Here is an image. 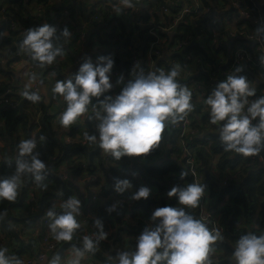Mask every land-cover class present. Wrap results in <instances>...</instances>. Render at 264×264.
Here are the masks:
<instances>
[{
  "label": "clouds",
  "instance_id": "obj_1",
  "mask_svg": "<svg viewBox=\"0 0 264 264\" xmlns=\"http://www.w3.org/2000/svg\"><path fill=\"white\" fill-rule=\"evenodd\" d=\"M71 34L67 27L60 32V36L66 38ZM58 39L56 26L43 23L26 30L20 47L43 68L51 65L62 53V48L56 43ZM113 65L111 55L98 56L95 63L90 57L85 58L70 78L55 82L52 92L62 96L66 105L59 116L63 128H68L85 114L93 98H97L99 107L93 105V114L89 116V120L96 121V133H84V138L90 144L98 142L105 153L119 161L122 157H140L158 148L166 127L183 121L193 110V104L191 91L177 79L180 75L178 66L171 67L167 72L158 70L147 74L141 68L133 79L125 82L121 75L113 84L110 79ZM241 72L242 68L237 66L218 81L205 103L210 109V122L218 125V138L224 150L249 156L258 154L264 148V95L255 96V87L247 76L239 74ZM30 78L36 77L33 74ZM119 84H122L119 92L109 94ZM21 94L33 103L41 99L35 91L25 90ZM254 96L255 99L249 100ZM36 148L35 137L19 142L14 174L0 178V199H17L22 175L30 174L41 188L46 187L43 183L46 164L39 158ZM234 163L237 161H233L232 165ZM187 174L182 170L181 180ZM132 188L129 179L114 178L117 193ZM150 192L149 187L141 185L131 191L130 199H147ZM204 192L205 185L195 182L172 186L167 196H175L184 207L165 205L155 208L149 223L136 237L134 250L118 251L116 264H213L209 254L216 242L224 237L219 229H209L206 223L186 210L196 208ZM118 203H113L106 211L109 214L116 211ZM62 207L61 213L49 208L45 215L51 221L49 228L53 238L70 241L80 227L77 217L81 213V201L70 197ZM94 223L98 230L95 238L84 236L81 247L73 246L75 259L70 264H80V258L85 253L94 252L99 242L108 237L103 222L96 219ZM6 252L7 249L0 247V264H21ZM232 256L235 264H264V234L248 232L241 235ZM51 264H58V261L52 260Z\"/></svg>",
  "mask_w": 264,
  "mask_h": 264
},
{
  "label": "crops",
  "instance_id": "obj_2",
  "mask_svg": "<svg viewBox=\"0 0 264 264\" xmlns=\"http://www.w3.org/2000/svg\"><path fill=\"white\" fill-rule=\"evenodd\" d=\"M18 1L20 4L13 3L12 0H0V5L7 6V16L9 18L12 16V14H14V17L16 16L17 20L21 19L23 21H28V19L31 17H39V15L35 13V8L38 5L37 0ZM43 1L45 6L50 8L48 17L46 14L47 18L44 20V23H49L56 26L51 13L54 11V8L58 7L57 4L61 5L64 2H69L70 0ZM221 1H223V3L217 4L215 6L218 12L213 13L210 18H205L206 16H203L201 19L196 21V24H201L202 27L206 29L205 26L207 25V21L208 23L213 21L214 23H220L224 20L231 26H235L239 23V21H242L238 10L232 7L231 0ZM251 1H253L254 5L261 11L258 16L254 18V21L252 20V22L248 23V25L247 23L242 24L246 32L260 39L257 43L251 41L252 48L250 51L247 50L251 55V61L254 62L252 55L257 53V46L260 44L264 46V0ZM75 2L77 9L74 13V17L72 18L69 15V19H65L64 26L62 28L63 30L65 27H67L72 34L67 38L61 36V40L59 42L56 41V43L62 48V53L57 56L51 65L41 68L37 62L31 59L27 52L22 55H15L9 50L10 41L7 45H5V47H3V49L0 48V98L3 99L6 97L5 92L7 90H11L14 94H19V98H17V96L8 97L7 102H13L18 99L16 109H18V106L21 104L20 110L18 109V114L28 116L30 119V135H36L38 133L40 129L39 124H42L46 118L48 127L50 129L49 132L51 134V141L53 142V144L48 149H46V156L43 159V162L46 164L45 180L43 183L46 185V187L41 188L36 183L37 190L32 198L24 195L21 205L11 210L10 219L8 218L5 224L8 231L10 232V230H12L15 234L13 236H9L7 232L2 231L0 228V246H7L6 240L10 242L12 249L13 247H18L24 244H27L28 249H32V246L38 247L40 245V240L32 232H30L27 237H22V233L27 230V227L34 226L36 223H39L42 220L50 221V219L46 217L45 213L49 208H52L51 205H55L54 210L56 212L61 213L63 211L62 205L67 200L62 198L64 185L61 183L63 182L61 177L63 174L68 175V181L72 182L83 195V188H87L91 181L98 179L102 184L103 190H107V192H109L112 196L125 195L130 199L131 191H134L133 188L129 191H125L124 193H117L114 190V178H124L121 170L126 166L127 162H129L135 164V176L139 178L137 179L139 182V187L141 185L147 186L150 188L151 192L149 197L142 204H140L139 201L132 200L136 210H123L122 212L114 211L110 214V218H105L103 222L104 230L107 231L109 235L106 239L101 240V242L108 244L111 247V251L103 256L111 263L116 264V253L118 251L125 250L131 251V246L136 242V235H134L133 230L134 226L137 225L139 227V222L141 225H143L140 228H144V226L149 223V218L152 211L159 207V204L162 202L161 199H164L166 190L162 189L158 185L157 181L156 185H149L150 183L148 180H146L147 178L141 177L138 175V172L143 168H148L150 166L159 167L167 165L168 152L170 149H174L176 146H174L175 143L173 140V134H171L168 129H165L162 141L159 145V155L152 157V159L125 156L117 161L105 153L99 147L98 142L96 143V147L94 149H91L92 147L88 148L82 145L87 149L85 150V155L82 153H79L78 156L73 155L71 151H73L74 148H77V146H81L78 141L80 137H84V133H88L90 135L96 133V121L94 119L89 120V116L93 114V105H96L98 108L99 104L97 98H93V101L89 105V110L85 114H82L80 117H78L77 120L68 128H63L59 123V116L64 111L66 105L62 96L59 94L53 95L52 88L55 82L57 80L70 78L78 70L80 64L84 62V58L94 57V59H96L101 55H111L114 58H116V55H118L117 57L119 63H117V67L113 65L112 69V71L117 73V77L112 79V82L115 84L117 78L121 75H123L124 81L127 82L128 79H133L136 74L133 72V70H130L128 75H126V73L120 68L123 64H130L131 57L130 50L128 49L132 47L138 56L139 66L144 67L146 71L148 70V72L158 70L167 72L171 67L178 66L180 75L177 77V79L180 81V83L185 86L192 84L199 89V91L195 94L194 99L191 101L193 104V110L189 113L190 119L194 117L199 119V116L197 117L196 115V110L205 104L206 97L211 91L209 84L214 83L216 85L218 78L224 79L228 74L231 73L229 71L231 67L232 53L225 54L222 52L224 48L223 46L215 44L211 40H204L198 45L196 42H193L192 45H197L201 49L207 51L209 64L204 63L199 58L198 59L200 62L192 61L193 63L190 64H182L177 60L174 61L172 60V56L175 55L179 50L174 51L168 48L163 49L160 57L157 58L152 56L148 50V37L146 39L147 27L151 23H155L157 19H159L161 22L167 21L170 16H163L161 13V7L168 6L172 12L175 3L177 2L174 0H75ZM100 2H103L110 8V10L113 12L111 15H115L116 17L117 15L120 16V19H122V22H124V31L120 30L119 37L114 41V44H111L107 40V37L111 38L110 33L111 35L113 34L111 26L109 27V24L106 23L109 19V15L105 19H102V25L107 24V28L100 30L97 33H92L89 36V43L87 45L86 38L88 33L91 30L102 26L85 25L88 18L95 12L97 4ZM218 5L223 6L218 8ZM230 9L235 10V12H229ZM44 11H46V9ZM16 24V27H18L20 31L22 30L26 33V29H24L22 26L23 24L19 23L18 21ZM41 24H43L41 21L40 23L37 22L36 26ZM82 26H85L83 29L85 31V35L83 39H80L78 38V35L82 30ZM56 28L58 36L62 30H60L57 26ZM258 29H260V31H258ZM0 31V37L5 40H9V32L6 31L2 26H0ZM129 33L131 35L135 33L133 39L135 41L134 46H131L132 43L129 42L131 40L129 38ZM108 34L109 36H106ZM237 40H239V38L229 39L227 41L225 40V45H231V43H234L233 45H235ZM121 42H127V45H124V47H127V49H117V52L113 54V47L117 44H120ZM214 48H216L217 51L214 50ZM228 60H230L229 65L225 69H222ZM249 64L250 63L247 61L242 62V72L239 74L247 76L252 86H254L256 89V96L264 95V72L255 71ZM33 74L36 77L35 79L30 78ZM120 87H122V84L116 85L115 89L113 88L110 90L109 94L115 95L119 92ZM25 90L29 92H37L41 99L38 102L33 103L21 94ZM202 94H206L204 96V104L201 102ZM102 98L103 97H101V99ZM23 102L28 103V106H26L24 109ZM1 119L2 118L0 117V164L3 161V153H6L5 148L7 146L5 141V136L7 134L5 127L7 126H5L4 119ZM199 125L201 128L200 134L202 137L209 136V134L215 132L213 128L208 129V126L203 125L201 122H199ZM16 128L17 131L15 132V135L18 137V142V140H23L22 137L25 136L24 132H22L21 128L19 129L18 125ZM234 155L229 156V159L232 162L235 161ZM75 156L80 158L76 159ZM251 156L256 157L257 154L249 156L239 154V157L236 161L247 164L251 162L249 159ZM82 159L85 162L87 161L88 164L92 166V168L95 167L94 170L97 173L93 175H85L83 179L73 178V170H70V165L74 164V161L78 162ZM219 159V155L210 156L207 166L208 169L205 171V174L209 177L210 184L211 182H215ZM101 161L106 164L104 169L101 168ZM243 166L253 168L252 165ZM247 175L240 173V176L236 182L241 183V181L244 180ZM169 178H171V176ZM54 179L59 182L58 185L53 182ZM31 182H35L31 175H29V177L27 175L26 177H21L20 188H26V185ZM209 183L206 182L205 185L210 189ZM70 197L77 198L75 195H71ZM42 200L44 201V204L47 205V208H41V214L38 216L27 215L25 209L28 207L33 208L36 202H41ZM147 201L151 202L150 206L147 204ZM217 208H220V206ZM85 219L87 223V221L89 222L91 219L95 221L99 218L84 215L81 210L77 220L80 222ZM92 227L93 230L89 226L87 231L90 233V235L94 234L91 232V230H95L96 233L98 231L95 223L92 224ZM140 228H137L135 233H137V230Z\"/></svg>",
  "mask_w": 264,
  "mask_h": 264
},
{
  "label": "trees",
  "instance_id": "obj_3",
  "mask_svg": "<svg viewBox=\"0 0 264 264\" xmlns=\"http://www.w3.org/2000/svg\"><path fill=\"white\" fill-rule=\"evenodd\" d=\"M38 5L37 7H40L41 13L38 18H29L28 21H23L21 19L14 17V14L8 18L7 24H3L2 27L9 32V34L12 36L15 34L12 30L9 29L10 24H14L16 27V22L18 21L19 23L23 24L24 29H28L31 27H35L36 23H40V20H45L48 17V13L50 11V8L46 7L44 4L43 0H37ZM143 1V0H139ZM201 7L203 9L209 10L210 11V16H207V18H210L213 13L218 12L215 8L217 4L223 3L221 0H199ZM245 2L246 5V11L249 14V18L247 19H242V21H239L238 24H236L234 27L237 30H241L244 32L245 35H252L249 34L248 32L245 31V28L243 27L242 23H250L252 20L254 21V18L258 16L261 10H259L251 0H241ZM13 3H15L12 0ZM11 3V2H10ZM64 2L63 4L59 5L57 4V8H54V11L61 10L65 6ZM12 4V3H11ZM225 5V4H224ZM223 5H218L217 7H222ZM46 9V11H44ZM77 7L74 9H70V16L73 18L74 13L76 11ZM170 10V9H169ZM264 11V10H263ZM174 12V9L172 10ZM171 12V14H172ZM47 14V17H46ZM110 14L107 13H102L101 18L105 19L107 16ZM169 16V15H168ZM200 17V16H198ZM47 21V20H46ZM171 21V16L169 19H167L166 25H169ZM197 21V20H196ZM109 24V27L111 26V30L113 34L110 37H107V40L111 43L114 44V41L119 37L120 30L124 31V25L122 22V19H120V16L117 15H110L109 19L107 22ZM163 21H157L155 24H161ZM226 22L223 20V22L220 23H214L210 22L204 27H202L201 24H196V22H190L188 24H177L175 26V30L172 34H162V38L165 41L164 48L171 49L172 46L174 45L175 42L180 41V40H187L188 44L184 47H182L178 52H176L175 55L172 56V60H177L180 63L184 64H190L193 63L192 61L200 62L202 60L204 63L209 64V58L207 55V51L204 49H201L199 46H197L199 43H202L204 40H211L212 38L208 36L207 32L210 28H224ZM19 30V28L17 27ZM20 31V30H19ZM22 31V30H21ZM24 32V31H23ZM25 33V32H24ZM1 34V31H0ZM130 39L131 38V34ZM169 35V36H168ZM106 36H109L106 35ZM148 37V42H149V36L148 34L146 35V39ZM166 37V40H165ZM239 40L233 45L234 43H231V45H225L223 44L222 46L224 47L222 52L225 54L232 53L233 50L238 47L241 48L243 51H245L247 54L250 55L248 51L252 48V42L249 41L246 38L238 37ZM237 38V39H238ZM0 48L3 49L5 45L8 44L10 41V46L9 50L13 52L15 55H19L22 52V48H16L15 45H20L19 38L16 40V44H12L11 40L9 39H3L0 37ZM133 40V39H132ZM130 40L129 42L132 43L131 46H134V40ZM193 42H196L197 45H192ZM124 45H127V42H121L120 44L115 45L118 49L123 48L127 49V47H124ZM254 47V46H253ZM219 48V47H216ZM214 48V50L217 51V49ZM222 49V48H220ZM130 50V57H131V51L135 53L133 48H129ZM248 50V51H247ZM26 52V51H25ZM136 54V53H135ZM181 54V55H180ZM118 55H116V58H113L114 60V66L117 67V63H119L118 60ZM189 56L190 60H186V57ZM254 62L250 61L249 65L252 66V68L255 71H262V69L259 68L258 64V53L252 55ZM18 57V56H17ZM196 57V58H194ZM200 60H199V59ZM124 65V66H123ZM122 67L120 68L122 71L128 75L130 70H133L135 74L139 72V70L142 68L144 72L146 69L144 67H140L139 65L135 68L132 69L130 64H123ZM191 66V65H190ZM189 66V67H190ZM140 67V68H139ZM231 69V68H230ZM5 73V72H1ZM148 73V70L145 72V74ZM188 86H193L192 84H188ZM255 99V97H253ZM250 100V99H249ZM28 106L27 102H23V109ZM209 106L205 103L203 106L197 108L196 110V115L197 117L199 116V119L197 118H191V126L192 129L195 130H200V125L199 122H201L203 125L208 126L209 128L214 129V133L209 134V139H210V144L207 147H204V143H200V147L196 149L195 154H196V159L197 162L199 163V171L202 174V179L204 184L207 182L209 183V177L205 174V171H207V166L208 162L210 160V156L212 155H219L220 159L218 162V169L217 172L224 169L228 165L232 164V161L229 159V156L234 155L235 153L232 151H225L223 144L218 138V125H214L210 122L209 119ZM0 117L4 119L5 121V130L7 131V134L5 136V141H6V148L5 151L6 153H3V161L0 164V178H6L14 174L15 172V160L17 158L18 150H17V145L19 144V140L17 142L18 137L15 135V132L17 131V125L19 126V129L21 128L22 132H24V136L22 137L23 139H27L30 136V130H29V124H30V119L28 116L25 115H19L18 114V109L16 108H7L5 111L0 110ZM1 119V120H2ZM199 121V122H198ZM40 129L38 133L35 135V138L38 140L37 141V148L36 152L39 153V158L43 161V159L46 156V149H48L53 142L51 141V134H50V129L48 127L46 118L44 119L42 124H39ZM43 136L44 139L40 140L39 138ZM89 143V142H88ZM90 144V143H89ZM93 145L91 149H94L96 147V144H90ZM175 146V144H174ZM86 147V146H85ZM85 147L77 146V148H74L71 153L73 155H77L79 153H82L85 155V150H87ZM159 155V147L152 150L149 154L142 155L140 156L143 159H152V157ZM262 157L264 158V148L257 154L256 157L253 158V164L252 167H244L241 166V173L243 174H249L244 178V184L241 186L240 183L237 182H229L226 186H221L218 179L215 177V182H211L210 189L207 188L208 190V197L210 200L209 203V210L213 213L219 212L220 215V221L221 225L224 227L225 232H226V240L224 241H219L217 244H215L214 249L216 250H221L222 255L220 256V263L219 264H235L234 257L232 256L233 252V244L238 240V238L246 234L248 232H255L257 235L264 234V169H260L258 167V161L257 157ZM76 157V156H75ZM89 157V153H88ZM239 156L234 157L235 160L238 159ZM70 158V157H69ZM80 157H76V159H79ZM251 158V157H250ZM81 161V160H80ZM88 164V162L86 161ZM101 168L104 169L106 167V164L101 161ZM234 165V164H233ZM232 166V165H231ZM95 168V167H94ZM92 168L91 165L88 164V168L84 170L79 163H74L73 166L70 168V170H73L72 176L73 178H84L85 175H93L96 174L97 172ZM253 169V170H252ZM99 170V169H98ZM136 167L135 164L127 162L126 166L121 170V173L124 178H127L131 181L133 185L134 191L139 187V182L137 179V176L133 175L135 173ZM184 171V168L180 164L176 163H167L165 166H150L148 168H143L141 171L138 172V175L141 177H146L148 182L150 183L149 185H156V181L158 185L162 188L165 189V196L164 199H161V204H159V207L169 205V206H175V207H184L183 205H180L177 201V198L175 196L169 198L167 196V192L171 189L167 187V182H170L173 186L174 185H181L184 186L188 182V177L185 176L184 179L181 180L180 178V173L181 171ZM30 174H27L29 177ZM171 176V178H169ZM21 177H26V175H22ZM57 185L59 184L56 179L53 181ZM62 185H64V192L62 194L63 199H68L71 195H75L80 201H81V210L84 213V215L87 216H93L96 218H99L102 222H104L105 218H110V214L106 211L107 206L106 205H101V206H94L90 202V197L87 193V189L83 188V193L84 195L76 188V186L72 183L67 181V183L61 182ZM60 183V184H61ZM99 180H93L92 185H97L99 184ZM69 184V185H68ZM29 185V184H28ZM26 185V186H28ZM24 195H26V188H20L18 189V195L17 199L15 201H7L5 199H0V228L2 231H5L9 234V236H13L11 232L8 231L6 227V220L10 218V212L13 208L18 207L21 205ZM125 195H120L117 197H124ZM146 199L143 198L139 200V203L142 204L145 202ZM166 201V202H165ZM132 202V210H136L134 202ZM147 204L149 206L151 205L150 201H147ZM45 205V207H44ZM200 204L196 208H189L186 209L189 211L193 216L198 218V211ZM220 208H217L219 207ZM41 208L45 209L47 208V205L44 204V201L42 200L41 202H36L34 204V207H28L25 209L27 215L34 216V215H40L41 214ZM123 210H126L125 205H120L117 207L116 211L117 212H122ZM117 217V216H116ZM118 218V217H117ZM120 218V217H119ZM86 220V219H85ZM95 221L91 219V221H87L86 223V228L87 231L90 228H92V224ZM139 227L143 226L139 222ZM91 230V229H90ZM94 234L96 233L95 230L92 231ZM90 234L89 232H87ZM91 234V235H94ZM95 236V235H94ZM66 242H76L79 244H82L81 240L78 239H72L70 241ZM135 248V243L131 246V250H134ZM10 251L13 252L17 258L21 261L19 258V252H16L15 249H11ZM98 253L101 255H106L109 251H111V247L108 244L102 243L101 241L97 245L96 250Z\"/></svg>",
  "mask_w": 264,
  "mask_h": 264
},
{
  "label": "built area",
  "instance_id": "obj_4",
  "mask_svg": "<svg viewBox=\"0 0 264 264\" xmlns=\"http://www.w3.org/2000/svg\"><path fill=\"white\" fill-rule=\"evenodd\" d=\"M16 4H20L18 0H13ZM177 1L174 6V12L169 10V7H161V13L163 16H171V21L169 25H166V22L163 21L161 24H155L151 23L147 27V34L149 36V42H148V50L149 53L152 56L155 57H160L162 54V51L164 49L165 41L162 38V34H170L171 32L173 33L175 30V26L177 24L183 23V24H188L190 22H196V20L201 19L203 16H210V11L203 9L201 7L200 1L199 0H174ZM231 5L232 7L236 8L240 14V17L242 19H247L249 18V14L246 11V5L245 2L241 0H231ZM104 4L103 2H100L96 6L95 12L88 18L87 25H102L103 20L101 18V14L107 13V14H113V12L110 10V8ZM76 2L75 0H70L65 4V6L58 11H53L51 13L53 20L56 24V26L62 30L64 26L65 19H69L70 15V9L76 8ZM41 8L36 7L35 8V13L40 16L41 13ZM200 16V17H198ZM38 18V17H37ZM42 23H44V20H40ZM8 18H7V6L0 5V26L3 24H7ZM85 26H82V30L80 31L78 38L83 39L85 35V31L83 30ZM9 29L15 32L14 35H10L9 39L11 40L12 44H16V40L19 38V40H22L25 33L23 31H19L17 27H15L14 24L9 25ZM171 33V34H172ZM208 36L212 38V42L215 44H218L222 46L225 44V40L229 39H237L238 37L246 38L249 41L253 42H259V38L254 37L252 35H245L244 32L241 30L235 29L234 26H231L229 23H226L224 28H210L207 32ZM135 33L132 34V39H134ZM59 39L57 40L58 42L61 40L60 34H58ZM131 39V40H132ZM133 41V40H132ZM188 44L187 40H180L174 43L172 46L171 50H180L182 47L186 46ZM16 48H20V45H15ZM117 47H113V54L117 52ZM256 52L258 53V66L260 69L264 71V46L261 44L257 46ZM25 53V50L22 49V52L19 55H22ZM89 58V57H87ZM91 58V57H90ZM92 61L95 63L96 59L91 58ZM85 60V58H84ZM186 60H190V57L187 56ZM250 62L251 61V56L247 54L245 51H243L241 48L236 47L231 55V69L229 72H233V70L237 67H241L242 62ZM136 64V67L139 65V59L138 56L131 51V58H130V65L132 69H135L136 67H133V65ZM117 77V73L112 71L110 79ZM223 80L218 78L217 82ZM210 89L215 87L214 83L209 84ZM115 89V87H114ZM188 89L192 93V100L195 97V94L199 91V89L195 86H188ZM209 89V90H210ZM6 97L3 99L0 98V110L5 111L7 108H16L18 104V99L13 102H7L8 97H14L17 96L19 98V94H14L11 90H7L5 92ZM206 94H202L201 96V102L204 104V96ZM256 96V94H255ZM254 96V97H255ZM250 100L253 99V97L249 98ZM191 100V101H192ZM170 131L171 134H173V140L175 143V148L170 149L168 152V159L167 163H176L180 164L183 168L184 171L187 172L188 174L186 175L188 177V182L189 183H200L204 184L203 179H202V174L199 171V163L197 162L196 159V154L195 151L197 148H199L201 145L200 143H204L203 146L207 147L210 144V139L209 136L202 137L201 136V131L200 130H195L192 129L191 126V119L188 114L187 117L183 121L177 122L175 125H169L166 127ZM30 137H35L34 134H31ZM81 145L86 146V147H92L93 145H90L88 141L85 140V138H79L78 141ZM253 158H249L251 162L245 164L243 162H237L234 163V165H228L224 169L216 172V178L218 179L219 183L221 186H226L229 182H236L240 176L241 173V166L246 165L250 166L253 164ZM258 161V167L260 169H264V158L262 157H257ZM72 163V162H71ZM74 163H79L80 166L86 170L88 168V164L81 160V161H74ZM71 167L73 164L70 165ZM62 181L66 184L67 181L69 180V177L67 174H63L61 177ZM205 185V184H204ZM173 185L170 182H167V187L171 188ZM87 193L90 197V202L92 205L96 206H101V205H106L109 207L113 203H116L117 201L119 202L117 207L120 205H125L126 210H131L132 209V202L131 199L127 198L126 196L124 197H117V196H112L107 190H103L102 184L99 183L97 185H92V181L88 185ZM37 190L36 183L31 182L29 185L26 187V195L29 198H32V196L35 194ZM209 197H208V190L207 186L205 185V192L204 195L201 197L200 200V208L198 211V219H200L202 222L206 223L209 229H219L220 232L222 233L224 239L221 241L226 240V232L224 227L221 225L220 221V215L219 212L213 213L211 212L209 208ZM52 208H55V205H51ZM178 207V206H177ZM180 207V206H179ZM51 222L48 220H42L39 223H36L34 226L27 227L23 233L22 237H27V235L32 232L34 235L37 236V238L40 240V245L37 246H32V249L27 248V244L20 245L18 247H14L16 252H19V258L21 259V262L23 264H48L49 260L51 259L52 255L55 253V251L59 248L60 245L65 243L66 241H57L53 238V234L49 228V224ZM80 224V227L74 232L73 234V239H78L81 240L84 236H90L95 238V236H92L87 233L86 230V220H82L78 222ZM145 227V226H144ZM138 227L137 225L134 226V235L136 237L141 233L143 228L137 230V233H135V230ZM7 246H5V249H10L11 244L9 241H7ZM219 241L216 242V244ZM236 243V242H235ZM235 243L233 244V248L235 246ZM36 247V250H35ZM222 255L221 250H216L213 248V250L210 252L209 257L212 259L213 264H219L220 261V256ZM75 259V252L74 248H67L65 249L62 254L60 255L58 259V264H70V262ZM80 264H104L103 262L97 260L93 256L89 254H84L82 258H80Z\"/></svg>",
  "mask_w": 264,
  "mask_h": 264
},
{
  "label": "water",
  "instance_id": "obj_5",
  "mask_svg": "<svg viewBox=\"0 0 264 264\" xmlns=\"http://www.w3.org/2000/svg\"><path fill=\"white\" fill-rule=\"evenodd\" d=\"M229 12H235V10L230 9ZM106 28H107V24H104V25H102V26H99V27H97V28L91 30V31L88 33V36H87V38H86V44L88 45V43H89V36H90L92 33H97V32H99L100 30H103V29H106ZM256 43H257V42H256ZM229 63H230V60H228V61L226 62V64L223 66L222 69H225V68L229 65ZM20 107H21V104L18 106V109H19V110H20ZM234 156H235V157H236V156H239V154L235 153ZM243 184H244V180L241 181L240 185L242 186ZM9 219H10V218H9ZM10 232H11L13 235L15 234L12 230H10ZM73 246H75L76 248H79V247L82 246V244H79V243H76V242H65V243H63L61 246H59V248H58V249L56 250V252L53 254V256L51 257V259H50V261H49L48 264H51V261H52V260H57V261H58V259H59L60 255L62 254V252H63L65 249H67V248H74ZM86 254H89V255L93 256L94 258H96L97 260L103 262L104 264H113V263H111L110 261H108L103 255H101L100 253H98L97 251H94V252H88V253H86ZM6 255H8V256H10V257H13L14 259H18L17 256H16L14 253H12V252L10 251V249H7ZM18 260H19V259H18ZM19 261H20V260H19ZM20 262H21V261H20ZM21 264H23V263L21 262Z\"/></svg>",
  "mask_w": 264,
  "mask_h": 264
},
{
  "label": "rangeland",
  "instance_id": "obj_6",
  "mask_svg": "<svg viewBox=\"0 0 264 264\" xmlns=\"http://www.w3.org/2000/svg\"><path fill=\"white\" fill-rule=\"evenodd\" d=\"M83 160V159H82ZM84 161V160H83ZM61 246V245H60ZM0 247H2V246H0ZM4 248V247H3ZM56 252V251H55ZM53 256V255H52ZM50 261V260H49Z\"/></svg>",
  "mask_w": 264,
  "mask_h": 264
}]
</instances>
